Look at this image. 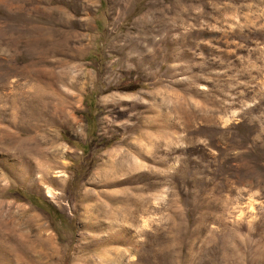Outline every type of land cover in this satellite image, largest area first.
Here are the masks:
<instances>
[{
	"label": "rangeland",
	"instance_id": "374dc122",
	"mask_svg": "<svg viewBox=\"0 0 264 264\" xmlns=\"http://www.w3.org/2000/svg\"><path fill=\"white\" fill-rule=\"evenodd\" d=\"M0 264H264V0H0Z\"/></svg>",
	"mask_w": 264,
	"mask_h": 264
},
{
	"label": "trees",
	"instance_id": "16d2710c",
	"mask_svg": "<svg viewBox=\"0 0 264 264\" xmlns=\"http://www.w3.org/2000/svg\"><path fill=\"white\" fill-rule=\"evenodd\" d=\"M85 100V99H84ZM88 109L91 110L93 108V103L89 102L87 104ZM85 122L86 124L89 123V116L85 117ZM22 197H24L28 203H30L31 205L37 206L40 209H42L43 211H45L46 213H48L49 215L54 216L55 218H59L58 212L56 211V209H54V207L49 204L46 201H38L34 196L31 195H25L23 193H20Z\"/></svg>",
	"mask_w": 264,
	"mask_h": 264
}]
</instances>
